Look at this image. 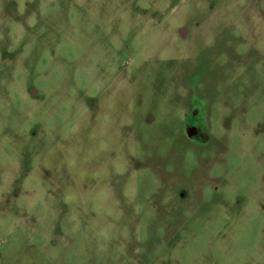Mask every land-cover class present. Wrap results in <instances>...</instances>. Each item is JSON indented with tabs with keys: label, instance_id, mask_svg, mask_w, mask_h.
Segmentation results:
<instances>
[{
	"label": "rangeland",
	"instance_id": "374dc122",
	"mask_svg": "<svg viewBox=\"0 0 264 264\" xmlns=\"http://www.w3.org/2000/svg\"><path fill=\"white\" fill-rule=\"evenodd\" d=\"M0 264H264V0H0Z\"/></svg>",
	"mask_w": 264,
	"mask_h": 264
},
{
	"label": "flooded vegetation",
	"instance_id": "af4514ba",
	"mask_svg": "<svg viewBox=\"0 0 264 264\" xmlns=\"http://www.w3.org/2000/svg\"><path fill=\"white\" fill-rule=\"evenodd\" d=\"M195 117H196V114H195V116H194L193 114H190V116L188 117V123H190V125H192V126L196 125L195 128L192 130L193 132H195V130H196L197 128H199L198 125L195 124V123H197V122L195 121V119H194ZM197 139H198V141H199V138H197Z\"/></svg>",
	"mask_w": 264,
	"mask_h": 264
}]
</instances>
